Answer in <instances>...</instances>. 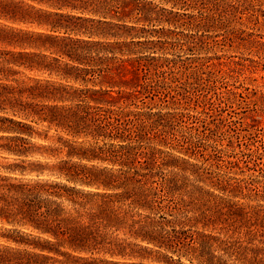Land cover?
Segmentation results:
<instances>
[{
	"label": "trees",
	"instance_id": "obj_1",
	"mask_svg": "<svg viewBox=\"0 0 264 264\" xmlns=\"http://www.w3.org/2000/svg\"><path fill=\"white\" fill-rule=\"evenodd\" d=\"M249 1V5L242 6L244 3L236 4L233 0H172L173 7L178 6L179 11L158 9L151 1L138 7L141 16L133 18L136 21L151 25L163 20L174 26L173 29L161 28L167 31L163 35L170 39L157 40L156 43L161 45L158 48L150 46L154 43L152 40H134V37H144L142 30L152 33L145 27H141L140 33L131 32L137 27L105 19L106 10L113 8L122 9L132 19L123 9L125 0L104 1L102 10H94L103 19L77 17L81 24L76 31L85 36L78 39L84 52L66 51L73 64L69 65L71 70L65 72L64 77L84 84L98 83L99 87H78L59 81L39 86L41 99L52 103H30V110L23 108V112L25 117L34 119V124L46 123L47 127L33 125L31 121L20 122L17 130L11 128L16 134L7 136V142L0 145L1 150L15 156L16 162L6 169L20 175L5 176L3 184H0V189H3L0 192L3 204L0 221L24 228L20 230V237L7 235L6 238L31 249L24 253L29 257H21L23 262L17 264H33L31 261L36 258L42 259L40 264H79L84 261L136 264L112 258L146 259L149 256L141 251L165 246L164 239L170 236L163 231V225L170 223L167 216L161 214L157 220L151 215L140 216L132 209L155 212L176 208V203L171 200L165 204L162 194L169 196L176 192L179 182L171 178L161 179V169L177 166L181 161L170 156L162 158L165 154L145 141L152 133V139L167 143L174 113L153 109L158 108V101L167 103L163 107L169 103L180 105L177 99H186V102L191 98L187 89L189 81H199L202 77L189 72L185 64L174 57L150 55L147 51L154 54L155 50L172 48L193 54L194 39L209 36L211 30L223 29L222 18L229 22L237 14L256 11L254 0ZM81 9L86 8L82 6ZM87 21L90 24L87 25ZM121 37L129 38L110 40ZM117 53L133 55L124 58ZM191 57L199 68L212 65L209 57L203 60ZM118 72L125 75L120 82L113 78ZM98 77L101 80L97 82ZM212 77L213 82H225L226 78L222 73ZM212 90L217 95L223 93ZM113 92L116 96L112 95ZM224 92L232 91L226 89ZM238 95L247 107H257V101L252 100L250 105L247 96ZM226 100V103L231 102L230 98ZM201 101L203 109L213 104L211 97L206 96ZM148 121L151 124H147ZM201 123L204 129L211 128L208 123ZM50 127L65 133L57 135L56 144H67L71 137L102 142L88 148L69 147L61 159L48 135ZM154 129H159V132H154ZM249 135L252 136L247 142L252 144L257 138L260 148L247 147L233 152V147L227 157L235 159H226L224 163L218 161L220 155L213 152L209 155L208 159L216 162V167L223 168L224 172L215 177L206 173L210 188L200 190L197 197L200 201L199 216L193 218L190 226L177 228L181 232L171 233L178 243L187 239L191 250L207 256L211 246L219 241L226 252L244 264H247L246 250L264 253V131L258 129ZM208 147L212 146L197 141L185 152L195 154L203 149V155ZM245 168L251 172H244ZM244 178L251 180L243 183L241 180ZM171 214L169 211L168 215ZM196 226L218 229L229 239L222 240L220 235L215 236L211 232L200 233L193 229ZM187 230H194V233L189 234ZM124 235L129 237L127 241L119 239ZM241 235L246 242L244 246ZM232 236L237 238L231 239ZM143 242L152 244V247ZM251 244L254 246L245 250ZM259 253L252 258L253 264H260L264 259V256H258L261 255ZM16 260L10 256L6 258V262L13 264Z\"/></svg>",
	"mask_w": 264,
	"mask_h": 264
},
{
	"label": "rangeland",
	"instance_id": "obj_2",
	"mask_svg": "<svg viewBox=\"0 0 264 264\" xmlns=\"http://www.w3.org/2000/svg\"><path fill=\"white\" fill-rule=\"evenodd\" d=\"M104 1L106 0H0V126L2 128L0 131V145H4L7 142V136L16 134L12 129L17 130L20 127V122L34 121L32 117H25L23 108L24 110H30V103H52L41 99L38 95L39 86H48L50 81H59L75 86L83 84L92 85L91 87L93 88L99 87L98 83L96 85L92 83L84 84L64 76L65 72L71 70L69 65L73 64L66 51L72 50V53L84 52L78 39H83L85 36L76 31V28L81 24L77 17L103 19L101 14L94 10H102ZM150 1L153 2V0H125L126 3L123 9L129 12L132 19H129L120 8L106 10L105 19L113 23H125L137 27L136 30L134 29L131 32L140 33L141 27H145L152 33L142 30L144 33L141 34H144V37H134V40L149 39L154 42L150 46L158 48L161 45L156 43L157 40L170 39L163 35L167 31H163L159 27H148L147 25L150 24L133 19L141 16L137 8L146 6ZM235 2L236 4L244 3L242 6H247L251 3L249 0H235ZM253 4V8L256 11L252 14L251 12L242 13L241 15L237 14L231 17L229 22L222 18L221 21H224L223 29L209 31L208 35L210 37H196L194 39L193 54H190L189 51L178 52L177 49L172 48L155 50L156 53L154 54L147 51L150 55L166 54L169 57H174L177 61L185 64L189 72L201 75V80L195 81L191 79L189 81L187 89L190 92V99H187L186 102V99H177L180 105L169 103L167 107H190L193 111L201 112L207 117L206 123L211 128L209 130L204 129L205 126L200 122L199 130L207 134L205 135L206 139L214 138V141L223 144V148L218 150L214 144L211 145L213 153L220 155V160H218L220 163H224L226 159H235V157H227L232 152L233 147V152L242 149L246 150L245 148L247 147L252 149L261 147V143L257 138L252 141V144L247 142L248 138L252 136L249 135L250 132L254 133L258 129H263L264 131V103H262L264 102V62H262V59H264V31H262L264 29V7L260 6L261 0H254ZM82 6L86 9H81ZM67 14L73 16H67ZM86 24L88 25L90 22L87 21ZM168 25H170L169 28H174L172 24ZM63 37L65 39H62ZM128 38H110V40ZM91 51L96 52L94 49ZM244 53H248V55ZM117 54L124 58L133 55ZM191 56L198 58V60L209 57V62L212 65L199 68L195 66L194 58ZM148 60L152 61L151 59ZM219 73L226 76L225 82H213L212 76H217ZM126 76L129 77L128 74ZM113 78L116 82H120L125 79V75L123 76L122 73L118 72L114 74ZM96 80L98 82L101 78L98 77ZM116 88L114 87V89ZM212 89L223 93L214 94ZM226 89L232 92H224ZM238 93L247 96L246 99L250 105H252V100L257 101V107L254 109L247 107V104H245V101ZM112 95L116 96L115 92ZM206 96L212 98L213 104H209L203 109L201 99ZM226 98H230L231 102L226 103ZM158 103L156 107L167 104L160 101ZM32 124L39 127L47 125L46 123L34 124V122ZM57 132L65 135L63 131L56 130L54 127H50L48 135L51 138L55 137L56 140ZM234 134L241 137L236 138ZM238 139L241 140L238 141ZM230 141L232 145L228 146ZM224 149L228 151L225 152ZM14 162H16L15 156L9 154L5 149H0V176L3 177V180L0 177V184H3L5 176H20L17 173L8 172L6 169L7 166ZM239 165L243 166L242 162H239ZM244 172L249 173L251 171L245 168ZM27 176L29 177L30 175L28 174ZM250 180L251 178H244L241 182L248 183ZM2 191L3 189H0V192ZM1 205L3 204L0 201V207ZM10 228L12 229L10 230ZM14 228L19 232L14 231ZM193 229L200 233L211 232L215 236L219 235L217 234L219 233L218 229H209V227L205 228L202 226H196ZM20 230H24V228L12 227L10 224L0 221V264H13L6 262L7 256L14 258V260L19 258L16 260V264L23 262L21 257L24 256V259L29 257V255L24 254L29 253L28 251L31 250L27 245L19 244L6 238L7 235L15 238L20 237ZM194 230L187 231L189 234H193ZM176 231H178L177 233L181 232L177 228L171 229L170 236L168 235V238L164 239L165 246L163 247L169 250L191 249L187 239L185 242L178 243L171 236V233ZM245 243L243 239L242 246ZM143 244L152 247V244L145 242ZM251 246L254 245L246 246L245 250ZM157 248L159 247L155 246L152 249L141 251L149 256L146 259L139 257L126 259L115 257L112 259L135 262L136 264H151L154 250ZM256 251L255 249L245 251L247 252V264H253L252 258L259 253H256ZM259 254H261L258 255L260 258L264 256L262 252ZM40 259H33L31 263L40 264ZM163 259L167 264L168 258L165 256ZM79 264L110 263L84 261ZM260 264H264V259L260 260Z\"/></svg>",
	"mask_w": 264,
	"mask_h": 264
},
{
	"label": "clouds",
	"instance_id": "obj_3",
	"mask_svg": "<svg viewBox=\"0 0 264 264\" xmlns=\"http://www.w3.org/2000/svg\"><path fill=\"white\" fill-rule=\"evenodd\" d=\"M235 2V0H233ZM153 3L158 9H172L173 11H179V7H173L172 0H153ZM264 7V0H261V5ZM148 27H159V28H169L170 25L165 24L163 20L159 24L153 23L147 25ZM190 31V30H189ZM264 31V29H262ZM183 43V42H181ZM179 51V49H177ZM186 54V53H185ZM248 55V53H244ZM203 55V54H202ZM264 62V59H262ZM80 87H91L92 85H78ZM122 107V106H121ZM128 110V109H125ZM153 111H160L162 113H174L172 120V131L167 137V143H159L157 140L152 139V133H149V138L145 141L148 145L160 149L165 155L162 158L166 159L169 156L175 157L180 164L172 167H164L161 169V179L167 180L169 178L177 180L179 182V188L176 192L170 194L169 196H163L165 204L171 200L176 203V208L174 209H162L161 211L147 212L141 211L140 209L134 208L132 211L134 213L143 215H151L157 220L161 214L167 216L170 223H165L163 225V231L165 233H170L172 228H180L190 226L193 218L199 216L200 201L197 197L200 194V190H207L210 188V182L206 179V173H211L214 177L218 174H223V168H217L216 162L208 159L209 155L213 152L212 147H208V151L203 152V149L192 154L191 152H185V149L193 146L197 141L205 146L213 145L218 150L223 148V144L216 142L213 139H206L205 135L199 131L200 122H207V117L203 113L198 111H193L190 107H177L160 106ZM183 114V115H181ZM151 124V121L146 122ZM154 132H159V129H154ZM60 133L57 132L56 135ZM102 141L99 139L86 138L81 141L75 137L67 139V144L60 143L56 144L55 137L52 138L53 146L61 154L60 158L63 159V153L68 150L69 147L73 148H88L90 146L97 145ZM224 151H228L224 149ZM223 154V153H221ZM186 162V163H184ZM231 175V173H228ZM169 211L172 212L168 215ZM221 236L222 240L229 239L228 236L217 233ZM237 237L232 236L231 239H236ZM49 239H51L49 237ZM122 241H127L129 237L124 235L119 237ZM241 240L243 242V237L241 235ZM139 243V241H136ZM167 257V264H244L242 260H238L237 257L231 253L224 250L223 245L217 241L211 246L210 252L207 256L202 255L191 249H166L164 247H159L154 250V255L151 260V264H166L164 257Z\"/></svg>",
	"mask_w": 264,
	"mask_h": 264
}]
</instances>
